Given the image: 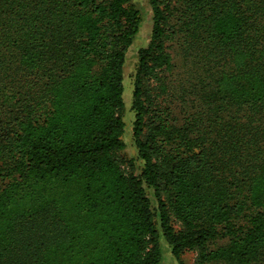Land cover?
<instances>
[{"label": "trees", "instance_id": "trees-1", "mask_svg": "<svg viewBox=\"0 0 264 264\" xmlns=\"http://www.w3.org/2000/svg\"><path fill=\"white\" fill-rule=\"evenodd\" d=\"M150 2L137 172L123 112L140 10L0 0V264H162V237L180 262L262 264L264 0Z\"/></svg>", "mask_w": 264, "mask_h": 264}, {"label": "rangeland", "instance_id": "rangeland-1", "mask_svg": "<svg viewBox=\"0 0 264 264\" xmlns=\"http://www.w3.org/2000/svg\"><path fill=\"white\" fill-rule=\"evenodd\" d=\"M134 6L140 10V13L142 15V23L139 32L136 35V38L131 45L128 54H127V62L125 65V92H124V98H125V109H124V120L126 123L125 126V133H124V141L126 143V149L125 154L130 157L136 159V162L138 164L137 172H140L141 165L143 162L138 159V150L135 144L134 140V132H133V123L135 120V112L132 109V103H133V93H134V87H135V73L136 68L138 64V56H139V50L140 48L147 46V44L150 41L152 29H153V8L151 5L150 0H132ZM177 66L175 67V75L178 77V80L176 83L179 82V86L182 84H185L182 81V74H185L183 65V60L181 59V56L177 55ZM178 85L175 84V88ZM185 105H184V104ZM173 109L175 111V114L177 116H184L183 112L185 110V107L187 110L190 108V104L186 100L185 102L181 100H173L172 101ZM183 108V111H181ZM192 110V107L189 109ZM180 122H183L184 119H179ZM148 193L152 194L151 189H148ZM228 244L227 238H219L217 241L212 244V247H219V246H226ZM161 248L163 251V259L162 264H196V258L197 255L195 252L187 251L184 252L182 255V260H180L174 255L172 251V247L169 245V243L164 239L161 238ZM210 264H227L225 261H215L211 262ZM262 264H264V258H262Z\"/></svg>", "mask_w": 264, "mask_h": 264}]
</instances>
